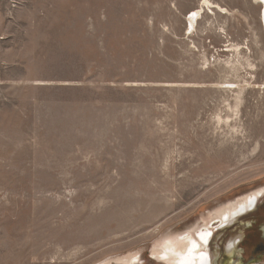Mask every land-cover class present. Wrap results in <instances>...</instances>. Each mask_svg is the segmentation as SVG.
<instances>
[{"label":"rangeland","instance_id":"1","mask_svg":"<svg viewBox=\"0 0 264 264\" xmlns=\"http://www.w3.org/2000/svg\"><path fill=\"white\" fill-rule=\"evenodd\" d=\"M203 1L0 0V264H165L260 188L208 245L264 264V7Z\"/></svg>","mask_w":264,"mask_h":264},{"label":"bare ground","instance_id":"2","mask_svg":"<svg viewBox=\"0 0 264 264\" xmlns=\"http://www.w3.org/2000/svg\"><path fill=\"white\" fill-rule=\"evenodd\" d=\"M262 2L264 7V0H255ZM204 4L212 7H219L210 4V1L204 0ZM204 5L200 8L192 11L188 16V21L192 23L201 14ZM220 8V7H219ZM222 9V8H220ZM263 20H264V8H263ZM263 192V188H260L249 194H245L238 198L236 201L221 206L213 213V216H207L204 219V226L200 230L195 232H188L181 234H168L161 238L158 242H155L151 248V254L154 258L165 264H219V253L214 250L210 253L209 250V238L213 235L214 227H210V222L216 221L220 226H229L238 219V217L247 212L249 209L255 206L257 198ZM218 224V225H219ZM195 230V228H194ZM264 231V228H263ZM238 236L229 240L225 244L224 261L230 262L233 256H236ZM223 256V255H222ZM136 256H123L117 260L121 264H133L136 260ZM224 264H227L225 263ZM100 264H110L108 261ZM251 264H256L251 263Z\"/></svg>","mask_w":264,"mask_h":264}]
</instances>
